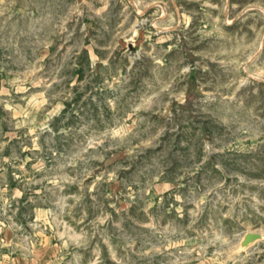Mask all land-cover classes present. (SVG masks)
Returning a JSON list of instances; mask_svg holds the SVG:
<instances>
[{
	"label": "rangeland",
	"instance_id": "obj_1",
	"mask_svg": "<svg viewBox=\"0 0 264 264\" xmlns=\"http://www.w3.org/2000/svg\"><path fill=\"white\" fill-rule=\"evenodd\" d=\"M48 244L264 264V0H0V264Z\"/></svg>",
	"mask_w": 264,
	"mask_h": 264
},
{
	"label": "crops",
	"instance_id": "obj_2",
	"mask_svg": "<svg viewBox=\"0 0 264 264\" xmlns=\"http://www.w3.org/2000/svg\"><path fill=\"white\" fill-rule=\"evenodd\" d=\"M53 247V246H52ZM49 244L44 247H36L28 257L17 256L13 259V264H60L56 261Z\"/></svg>",
	"mask_w": 264,
	"mask_h": 264
},
{
	"label": "water",
	"instance_id": "obj_3",
	"mask_svg": "<svg viewBox=\"0 0 264 264\" xmlns=\"http://www.w3.org/2000/svg\"><path fill=\"white\" fill-rule=\"evenodd\" d=\"M242 241H241V246L243 245H247L249 244L250 242H253L257 239L260 238V234L258 232H253V231H247L243 234V237H242Z\"/></svg>",
	"mask_w": 264,
	"mask_h": 264
}]
</instances>
